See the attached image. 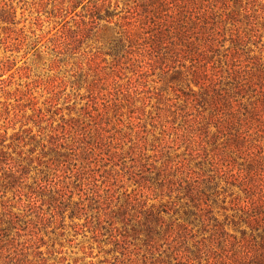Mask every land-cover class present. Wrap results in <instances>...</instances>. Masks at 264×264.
<instances>
[{"label": "rangeland", "instance_id": "1", "mask_svg": "<svg viewBox=\"0 0 264 264\" xmlns=\"http://www.w3.org/2000/svg\"><path fill=\"white\" fill-rule=\"evenodd\" d=\"M208 1L239 93L236 62L196 84L131 40L124 0H0V264H207L188 187L214 177L221 220L264 195V0Z\"/></svg>", "mask_w": 264, "mask_h": 264}, {"label": "trees", "instance_id": "2", "mask_svg": "<svg viewBox=\"0 0 264 264\" xmlns=\"http://www.w3.org/2000/svg\"><path fill=\"white\" fill-rule=\"evenodd\" d=\"M124 1L123 32L131 40H139L141 46L148 44V53L160 54L161 50H165L164 54H168L175 64L173 68L178 66V62L187 60L194 83L205 84L213 67L216 68V75H219L223 72V65L236 62L230 67L234 73L231 87L239 93L248 85H253L250 72L242 74L241 61L238 58L233 60L231 48L221 50L224 38L221 39L220 31H217L220 25L215 21V10L208 0ZM94 10L100 12L102 7L96 6ZM232 34L240 39L238 33ZM212 54L219 57L213 60ZM256 94L261 102H256L254 115L261 116L260 111H264V90ZM234 96L235 91L225 89L221 97L231 107ZM211 101L215 107L221 104L215 99ZM241 121L245 122V119ZM236 136L243 137L239 131ZM219 171L222 175L227 174ZM213 180L214 177L205 179L198 176L193 181L196 183L188 187L194 209L189 210L186 216L193 218L190 223L200 221L202 229L210 232L208 237L193 243L195 259H204L207 264H264V195L249 196L243 202L236 197L231 202L232 214L221 220L212 210L221 194L212 184ZM251 191V187H248L247 192ZM228 224L233 226L234 232L227 229Z\"/></svg>", "mask_w": 264, "mask_h": 264}]
</instances>
